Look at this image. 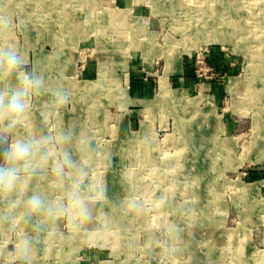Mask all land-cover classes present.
I'll return each instance as SVG.
<instances>
[{
	"label": "rangeland",
	"instance_id": "rangeland-1",
	"mask_svg": "<svg viewBox=\"0 0 264 264\" xmlns=\"http://www.w3.org/2000/svg\"><path fill=\"white\" fill-rule=\"evenodd\" d=\"M0 16V45L71 90L19 132L72 125L94 149L73 146L92 218H57L31 264H264V0H0ZM20 232L0 226V264Z\"/></svg>",
	"mask_w": 264,
	"mask_h": 264
},
{
	"label": "clouds",
	"instance_id": "clouds-1",
	"mask_svg": "<svg viewBox=\"0 0 264 264\" xmlns=\"http://www.w3.org/2000/svg\"><path fill=\"white\" fill-rule=\"evenodd\" d=\"M12 24L10 18L0 16V31ZM41 98H45L41 115L47 120L70 104L71 90L51 86L18 46L0 45V226L9 231L21 229L19 246L10 254L18 253L22 264H31L37 237L54 230L52 222L57 218H92L86 183L89 170L73 150L74 145L81 153L94 150L86 135L72 125L55 132H19L21 127L30 126L35 101ZM48 176L65 186L63 199L50 197L38 186L31 187L32 181ZM99 192L102 194L103 189ZM129 206L138 207L135 201ZM24 226L31 231H23Z\"/></svg>",
	"mask_w": 264,
	"mask_h": 264
},
{
	"label": "bare ground",
	"instance_id": "bare-ground-1",
	"mask_svg": "<svg viewBox=\"0 0 264 264\" xmlns=\"http://www.w3.org/2000/svg\"><path fill=\"white\" fill-rule=\"evenodd\" d=\"M116 9V8H115ZM121 14V13H120ZM114 19H116V18H114ZM123 19H125V18H123ZM119 20V19H118ZM128 20V19H127ZM120 21H122V20H120ZM120 21H119V23H120ZM115 26V25H114ZM189 26L190 25H188V28H189ZM192 26V25H191ZM195 26V25H194ZM202 39H207V37L205 36V35H203L202 36ZM210 40H214L213 38H209ZM253 55V54H252ZM264 70V69H263ZM138 135V134H137ZM184 149V148H183ZM263 150H264V148H263ZM212 151V150H211ZM184 153V152H183ZM182 156V155H181ZM194 156V155H193ZM183 157V156H182ZM188 158V157H187ZM182 164V163H181ZM185 166V165H184ZM104 209V208H103ZM204 210V209H203ZM205 212V211H204ZM174 222H175V220H174ZM188 226V225H187ZM33 256V255H32ZM33 261V260H32Z\"/></svg>",
	"mask_w": 264,
	"mask_h": 264
},
{
	"label": "crops",
	"instance_id": "crops-1",
	"mask_svg": "<svg viewBox=\"0 0 264 264\" xmlns=\"http://www.w3.org/2000/svg\"><path fill=\"white\" fill-rule=\"evenodd\" d=\"M11 260H12V262H13L12 264H22V263H21V262H22V261H21V258H14V259H13V258H10L9 261H11ZM9 261H8V262H9ZM8 262H7V263H8Z\"/></svg>",
	"mask_w": 264,
	"mask_h": 264
}]
</instances>
